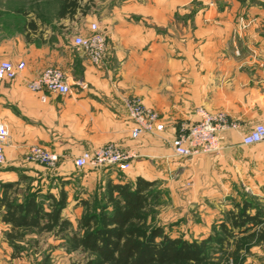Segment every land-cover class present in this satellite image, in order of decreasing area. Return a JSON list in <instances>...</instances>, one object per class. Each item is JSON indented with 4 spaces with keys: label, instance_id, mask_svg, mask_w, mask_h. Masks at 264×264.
Returning <instances> with one entry per match:
<instances>
[{
    "label": "crops",
    "instance_id": "1",
    "mask_svg": "<svg viewBox=\"0 0 264 264\" xmlns=\"http://www.w3.org/2000/svg\"><path fill=\"white\" fill-rule=\"evenodd\" d=\"M192 2L81 0L73 16L32 12L21 33L0 30V60L26 63L14 80L0 82V117L10 129L0 179L30 172L54 185L65 180L64 187L49 190L56 197L67 191L64 212L107 179L165 180L176 194L178 185L190 178L193 186L183 193L192 203H186L191 218H200L193 224L202 233L199 239L242 207L233 199L239 202L242 194L264 199V141L242 144L243 136L264 122V0H218L217 9L206 10H194ZM94 22L107 35L100 63L74 43L77 35L90 34ZM51 66L66 73L70 94L29 87ZM134 99L157 113L162 130L132 137L127 101ZM200 107L226 115L229 126L221 133L222 148L178 157L171 141L198 120ZM33 145L56 153V163L34 160ZM108 145L135 154L128 170L76 166L83 152ZM14 168L31 170L19 176ZM75 181L88 193L73 198ZM257 206H249L248 212L264 211V204ZM261 220L249 223L247 231L234 229L225 240L235 248L241 242L238 264H264V215ZM0 227L10 228L1 213Z\"/></svg>",
    "mask_w": 264,
    "mask_h": 264
},
{
    "label": "trees",
    "instance_id": "2",
    "mask_svg": "<svg viewBox=\"0 0 264 264\" xmlns=\"http://www.w3.org/2000/svg\"><path fill=\"white\" fill-rule=\"evenodd\" d=\"M81 0H60L57 17L73 16L81 7ZM155 181L137 177L134 181L109 180L102 189L104 203L98 212L85 213L79 226L62 216L67 193L58 197L47 193L46 205L36 192L22 200L12 199L7 190L0 195L2 221L9 224V241L23 239L28 231L51 232L56 236H70L83 251L94 258L89 264H203L209 241L223 243L234 235V229L248 230V224L260 223L262 213L248 212V203L229 214L228 222L220 225L219 235L203 240L173 237L161 226H150L148 214L155 196ZM11 184H6L8 188ZM244 243H242V246ZM241 246L237 243L236 252ZM234 256V255H233ZM232 256L226 257V262Z\"/></svg>",
    "mask_w": 264,
    "mask_h": 264
},
{
    "label": "rangeland",
    "instance_id": "3",
    "mask_svg": "<svg viewBox=\"0 0 264 264\" xmlns=\"http://www.w3.org/2000/svg\"><path fill=\"white\" fill-rule=\"evenodd\" d=\"M218 0H193L192 8L194 10H206L210 7L217 9ZM60 0H0V30L2 33L16 34L21 33L27 26L26 15L32 12L39 16L44 13H52L56 15L59 8ZM185 9L184 5L179 4V9ZM80 25V23H79ZM15 173L21 171H29L31 169L14 168ZM0 170H6V164L0 165ZM26 171V172H27ZM22 174V173H21ZM29 174V175H28ZM23 176V177H21ZM17 179H0V193L7 190L9 196L16 200H22L29 193L36 192L38 198L43 200L46 205L51 202L46 197L50 193V188L57 187L59 184L64 187L65 180L59 179L54 185L53 181L44 176L31 175L30 172L23 173ZM122 178V177H121ZM110 179H107L104 186ZM155 181V196L152 206L148 214V224L150 226H161L173 237H183L189 240H203L201 232H197L193 228L195 222H199L200 218H191L192 212L188 210L191 201L187 200L184 191L191 189L193 186L192 179H185L179 185L180 192L174 193L171 190L169 182L162 180ZM6 184H11L8 188ZM68 184V183H67ZM73 188V198L81 197V192L88 193L79 186V182L75 181ZM73 186V187H74ZM96 187L90 192L85 200H80L75 205L70 204L63 212V215L72 223L73 230L79 226V220L85 213L98 212L102 204L105 202L102 197V188ZM64 190V189H63ZM182 190V191H181ZM67 192V191H66ZM250 205L264 204V199L256 196L242 194L241 200L237 202L235 199L232 203ZM187 203V204H186ZM81 205V206H79ZM256 211H260L259 209ZM264 215V211H260ZM229 220V214L226 215L225 221ZM223 223V222H222ZM222 223H214L205 239L210 240L219 235L220 225ZM8 228L0 227V264H89L94 258L93 255L80 249L74 239L70 236L60 237L51 232L45 231H28L23 239L9 241L6 238ZM198 236V237H197ZM250 240H247V243ZM237 246V244H236ZM232 256L229 263L226 262L227 256ZM234 255V256H233ZM236 252L235 244L232 241L217 242L216 239L209 241L206 249V259L203 264H238L239 259Z\"/></svg>",
    "mask_w": 264,
    "mask_h": 264
},
{
    "label": "built area",
    "instance_id": "4",
    "mask_svg": "<svg viewBox=\"0 0 264 264\" xmlns=\"http://www.w3.org/2000/svg\"><path fill=\"white\" fill-rule=\"evenodd\" d=\"M74 43L83 48L95 63L102 62L107 49V35L99 29L96 22L91 24L88 35H77ZM22 61L13 62L8 59L0 60V82L14 80L25 68ZM29 87L34 91H48L61 95L72 92L66 73L59 67H47L41 74L29 82ZM47 98L42 95L43 101ZM130 118L134 122L132 137L162 130L163 124L159 122L157 113L146 108L138 99L127 101ZM198 120L189 124L184 131L176 135L172 141L174 154L178 157H194L202 154L218 152L222 148V131L229 126L226 115L211 113L205 108L197 109ZM10 136L7 122L0 117V165L5 163L4 146ZM264 141V122L257 123L252 130L243 136L242 144L253 145ZM32 158L41 163L53 165L58 160V155L39 145L30 147ZM135 154L123 151L114 145L103 146L94 152H83L75 160L77 167L91 166L94 168L112 167L119 171H126L131 167Z\"/></svg>",
    "mask_w": 264,
    "mask_h": 264
}]
</instances>
